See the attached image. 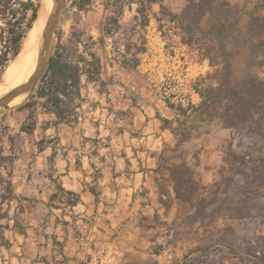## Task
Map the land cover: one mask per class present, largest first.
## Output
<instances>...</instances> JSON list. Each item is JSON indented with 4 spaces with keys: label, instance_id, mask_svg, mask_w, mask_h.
Returning <instances> with one entry per match:
<instances>
[{
    "label": "crops",
    "instance_id": "1",
    "mask_svg": "<svg viewBox=\"0 0 264 264\" xmlns=\"http://www.w3.org/2000/svg\"><path fill=\"white\" fill-rule=\"evenodd\" d=\"M124 1L121 29L124 22L141 29L143 47L135 53L124 47L102 61L99 78L83 75L69 120H59L38 96L9 118L2 155L11 162L0 166V264L182 263L186 249L176 231L195 199L219 181L233 131L177 110L201 104L195 85L189 95L182 85L214 68L202 45L194 49L198 37L184 13L191 3L236 11L250 0H157L146 25L139 0ZM168 73L180 77L179 92L165 88ZM185 119L195 124L179 144L175 130Z\"/></svg>",
    "mask_w": 264,
    "mask_h": 264
},
{
    "label": "rangeland",
    "instance_id": "2",
    "mask_svg": "<svg viewBox=\"0 0 264 264\" xmlns=\"http://www.w3.org/2000/svg\"><path fill=\"white\" fill-rule=\"evenodd\" d=\"M127 4L123 1L119 7H127ZM207 10L201 22H195L199 14L197 9L189 14L194 24L193 34L198 37L194 49L199 45L211 46L217 64L213 70L210 69L211 77L206 83L203 79L209 75L193 83H184L183 93L189 95L193 85L201 91L209 84L217 86L219 76L216 71L224 66L225 61L230 64L233 84L250 78L264 79V0H250L242 10L221 9L215 5L203 7V14ZM116 11L115 2L110 0H91L84 10L79 9L75 0H67L55 34L53 54L62 49L69 58L78 60L83 57L91 64V53H96L102 67V61L118 57L124 47L134 53L141 49V29L132 23L124 22L122 29L111 36L105 33L107 22L109 28V17ZM139 16L143 21V16ZM211 32L219 40L209 42L207 33ZM222 52L227 59L221 55ZM18 56L6 67L0 83ZM131 59L133 63L135 59ZM179 79L178 75L168 73L163 80L165 88H170L172 93L179 92L178 82H175ZM34 89L22 102L0 108V166H8L11 162L9 157L2 155L9 118L18 109L35 102L33 98L37 96L38 86ZM254 138L251 134L232 131L227 140L219 181L210 187L208 196L195 199L198 207L186 216L176 231L177 240L186 249L181 264H255L264 260V164L260 172L254 171L261 165L260 158L264 159V131ZM186 211H190V204Z\"/></svg>",
    "mask_w": 264,
    "mask_h": 264
},
{
    "label": "trees",
    "instance_id": "3",
    "mask_svg": "<svg viewBox=\"0 0 264 264\" xmlns=\"http://www.w3.org/2000/svg\"><path fill=\"white\" fill-rule=\"evenodd\" d=\"M123 1L114 0L117 11L114 16L109 17V28L108 22L105 27V33L109 36L121 29L119 21L124 8L122 5L119 7V5ZM210 1L206 0V5ZM40 2L41 0H0V77L10 61L20 54L23 39L31 31L38 17ZM154 2H157V0L138 1V13L144 18L143 25L147 23V14ZM90 3L91 0H75V4L81 10H84ZM196 9L200 14H198V19L195 21L198 22L203 15L202 5L191 3L184 15L191 19L189 14L191 10ZM111 25L114 26V29ZM193 27L194 24L189 20L188 31L190 33L194 32ZM207 35L211 43L219 40L212 32L207 33ZM203 47L204 57L214 67L217 64L213 55L214 49L211 46L207 47V45ZM221 55L227 59L223 52ZM91 57L93 58L91 64L83 57L73 60L65 55L64 50L59 49L52 55L48 68L36 84V87L38 86L37 96L46 99L45 108L55 113L61 121L69 120L79 106L82 76L87 74L89 78H99L101 60L96 53H91ZM216 74L219 76L217 86L209 84L204 91H201L198 87L195 88L202 99L199 106L189 104L187 108H184L182 105H178L177 110L184 116H187L188 112L192 110L193 113L200 114L197 117L200 121L213 122L219 120L225 128L232 129L239 134H251L255 137L254 139L258 138L264 131V79L250 78L239 84H233L228 61L224 62V66L218 69ZM210 77L209 75L203 79V83H206ZM187 123L185 119L184 122H180L175 130L176 135L180 138L179 144L191 138L195 122ZM29 129L23 126V130L28 131ZM259 161L261 165L255 168V172H260L263 167L264 159L260 158ZM181 173L184 177L189 176L188 171H181ZM177 178L183 179V182L187 183V188L191 190L190 193H195L199 189L198 185L190 183L189 179L185 180L182 176ZM181 200L192 202L193 198L182 197ZM192 206L197 208L198 204L194 203ZM255 264H264V260Z\"/></svg>",
    "mask_w": 264,
    "mask_h": 264
},
{
    "label": "bare ground",
    "instance_id": "4",
    "mask_svg": "<svg viewBox=\"0 0 264 264\" xmlns=\"http://www.w3.org/2000/svg\"><path fill=\"white\" fill-rule=\"evenodd\" d=\"M52 9L53 0H41L38 17L24 42L23 49L4 80L0 83V98L14 88L26 83L37 69L43 33ZM26 95L17 97L10 105L22 102Z\"/></svg>",
    "mask_w": 264,
    "mask_h": 264
},
{
    "label": "water",
    "instance_id": "5",
    "mask_svg": "<svg viewBox=\"0 0 264 264\" xmlns=\"http://www.w3.org/2000/svg\"><path fill=\"white\" fill-rule=\"evenodd\" d=\"M66 3L67 0H53V9L51 14L49 15L43 33V42L39 55L38 67L26 83L14 88L9 93L0 98V108L9 105L14 99L21 95L31 93L40 77L45 73L51 62L55 34Z\"/></svg>",
    "mask_w": 264,
    "mask_h": 264
}]
</instances>
